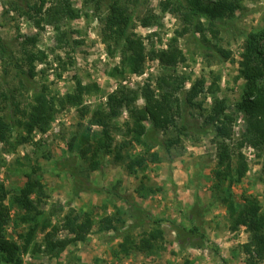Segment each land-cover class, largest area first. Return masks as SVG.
I'll list each match as a JSON object with an SVG mask.
<instances>
[{
  "label": "rangeland",
  "instance_id": "1",
  "mask_svg": "<svg viewBox=\"0 0 264 264\" xmlns=\"http://www.w3.org/2000/svg\"><path fill=\"white\" fill-rule=\"evenodd\" d=\"M71 1L90 16L82 14L76 20L64 21L61 32L68 31L67 37L60 39L53 26L37 28L33 20L16 10L14 6L19 0H0V39L9 52L6 63L0 54V88L19 87L12 60H19L23 56V42L28 35L38 34V49L48 55L47 61L38 65L40 74L35 79L37 86L27 84L16 92L20 106L13 104L11 99L3 112V115L9 116L14 128L9 142L0 144V184L7 189L6 203L11 209L7 236L23 245L21 235H25L28 225L21 220L24 212L16 197L27 180V174L45 184L46 196L39 209L44 211L52 224L58 223L72 209L81 214L92 212L97 223L85 242L71 244L63 252L52 254L45 250V246L38 248L39 244L45 243V234L51 231L52 226L48 230L39 229L29 250L22 252L23 264H107L112 257L118 259L120 264L127 260L129 264H185L186 261L191 264H264V259L243 252L242 244L248 242L249 233L245 226L232 228L229 213L220 198L222 194L213 188L212 172L218 161L217 143L214 134L206 133L203 129L207 111L194 106L186 107L184 114L189 131L179 129L180 122L166 133L160 131L163 139L181 137L180 143L171 146L170 150L155 146L154 151L159 152L161 161H149L147 167H137L133 173L128 165L144 151V147L124 133L116 136L114 151L99 157L102 166L97 170L90 168L91 161H84L80 157L75 160L79 175L88 188L56 165L58 160L72 154L68 142L89 126V118L94 110L106 103L108 95L121 83L130 90L141 91L146 83L156 87L164 72L177 77L182 91L201 79L205 83V90L198 100L207 110L214 98L225 99L227 113L234 118L233 134L237 143L245 129L244 115L236 108L245 85L239 72L240 61L245 40L251 33L260 34L264 29V0H246L243 8L237 12L234 25L227 26L217 35L211 31H206L205 35L197 34L196 37L202 41L206 37L210 44L230 50L231 57L225 61L214 55L207 56L205 53L211 51H203L192 32L181 33L184 25L178 12L172 6L164 8L169 0H127L131 8L129 30L143 39L147 57L142 72H125L123 75L114 73L122 62L121 47L106 42L102 35V19L108 14L107 6L95 12L92 6L88 10L84 8L85 0ZM20 3V8L26 7V3ZM121 3L125 4L126 0H121ZM148 15L158 17L155 26H143L142 21ZM174 37L175 42L172 40ZM66 39H71L68 44ZM75 41H80V44ZM170 47L175 51L181 50L185 60L169 68L161 64L158 54ZM215 77L217 84H214ZM80 82L83 85H98L92 94L84 96L88 114L82 116L78 108L57 107L58 104L48 130H37L26 140V132L19 121L25 118L28 103L32 102L37 90L47 84L51 96L63 95L68 90L74 91ZM136 105H144L141 96ZM127 119L128 112L124 110L120 124L124 125ZM243 152L248 159L249 171L241 183L229 189L230 194L237 204L243 203V193L255 195L264 209V148L255 149L245 145ZM118 153L122 154V160L117 159ZM141 183L159 190L148 191L146 197L141 196L137 192ZM124 198L139 204L153 219H163L164 247L154 255L132 253L120 258L115 256L114 249L122 239L118 233L137 219V216L131 215L132 209L127 208ZM112 214L120 219L116 223L119 230L100 232V224L106 221L107 215ZM193 220L201 226V233L205 237L196 235L182 246L173 224L190 228ZM153 227V224H146L132 232L140 235ZM68 236L69 232L62 229L54 237Z\"/></svg>",
  "mask_w": 264,
  "mask_h": 264
},
{
  "label": "trees",
  "instance_id": "2",
  "mask_svg": "<svg viewBox=\"0 0 264 264\" xmlns=\"http://www.w3.org/2000/svg\"><path fill=\"white\" fill-rule=\"evenodd\" d=\"M26 3V7L20 8V2L15 3L14 8L21 11V14L33 20L35 26L44 29L45 25L53 26L58 31L59 38L67 37V32H61L64 21L76 20L82 16H90L86 10L80 9L71 0H39L34 3H27L26 0H19ZM131 0H128V2ZM246 0H169L164 8L172 6L175 12L181 17L184 28L182 34L192 32L199 47L211 52L207 56L214 55L222 61L231 57V51L218 45L210 44L204 37V41L197 38L198 33L206 34L211 31L214 35L224 28L234 25L237 12H239ZM127 4V5H126ZM107 6L108 14L102 19V35L106 42L121 47L122 62L116 67L115 74L121 75L125 72L140 73L143 71L146 60L145 44L143 39L129 30L131 22L129 3L123 4L121 0H85L84 8L94 7L95 12H100ZM13 8V9H14ZM90 10V9H89ZM156 15H148L143 19V26L150 27L157 24ZM235 28V27H234ZM38 34L28 35L23 42L22 54L19 60H12V65L19 79V87L13 89L0 88V144L8 143L13 135V124L9 116L3 115L5 106L13 99V104L20 106L16 92H20L25 86H37L35 79L38 77V65L45 63L48 55L44 50L38 49ZM71 39H66V44ZM175 42L176 38H172ZM0 54L3 61L9 56L8 48L2 44L0 39ZM80 44V41H75ZM65 45V44H64ZM112 51V50H111ZM162 65L174 67L180 61L185 60L182 51H175L173 48L163 49L158 54ZM240 76L245 80L241 99L237 102L236 108L244 115L245 129L241 133L240 140L234 142V118L227 113L225 99L214 98L210 109H206L198 100V97L205 90V83L200 79L195 81L190 88L182 91L177 77L172 73H162L156 87L150 83L144 84L141 91L128 89L123 83L108 95L106 103L99 105L89 118V126L78 135H74L68 142L72 154L56 162L60 169L70 173L78 183L85 185L79 175L75 160L79 157L84 161H91L90 168L97 170L102 166L99 157L103 153L112 152L116 148V136L124 133L130 135L134 141L143 145L144 151L129 163L130 172L136 171L137 167L144 169L149 161L160 162L161 157L154 147L160 145L170 150V147L179 144L181 137L163 139L160 131L166 133L170 127L180 122L179 129L189 131L185 108L188 106L197 107L207 111L203 122V129L206 133H213L217 143V164L212 172L213 188L221 193L220 198L229 213L232 228L236 229L245 226L249 233V240L242 244V250L250 256L260 260L264 259V209L260 199L251 194H242V204H237L229 189L243 181L249 171V164L246 154L243 152L245 145L255 149L264 148V29L260 34L251 33L245 40L244 52L240 61ZM185 77H183L182 82ZM214 84H217L215 77ZM98 85L81 82L74 91L68 90L63 95L51 96L48 92V85L43 84L40 90L34 94L31 103H28L26 116L20 119L19 125L26 132L25 139L29 140L39 130L45 132L50 127L57 107L71 106L78 108L82 116L88 114V106L84 105V96L92 94ZM183 92V93H181ZM144 99L143 106H137L138 97ZM126 110L128 119L124 125L120 124L121 113ZM94 126L100 127L94 129ZM24 140V139H23ZM122 145H120V148ZM123 156L118 153L117 159L122 160ZM86 188L88 186L85 185ZM150 186L141 183L137 192L146 197L148 191L156 192ZM119 195V194H118ZM46 196L45 184L40 179H34L27 174V180L16 197L20 209L24 212L21 220L28 225V230L22 236L23 245L7 236V225L11 220V209L6 203L7 189L0 184V264H23L22 252L29 250L33 238L39 229L48 230L45 234V243L38 245V248L45 246V250L51 254L61 253L71 244L85 242L90 232L97 224L95 216L90 211L84 214L76 210H70L62 220L52 224L50 218L45 217L44 211L39 209L43 198ZM125 199V198H124ZM127 208L132 209L131 215L137 216L136 221L123 229L118 235L121 241L114 249L117 258L129 256L132 253L154 255L157 250L163 249L165 242V231L162 227L163 219H153L143 207L129 199L124 200ZM119 209H117L118 211ZM121 212V211H120ZM106 221L100 224L99 231H118L119 217L116 214L107 215ZM146 224H153L149 231H143L135 235L132 231L135 228ZM190 228L177 223L173 227L178 232L180 244L185 246L190 238L201 233V226L193 220ZM67 230L68 237L55 239V233L60 230ZM185 264H191L186 261ZM255 264V263H254Z\"/></svg>",
  "mask_w": 264,
  "mask_h": 264
},
{
  "label": "crops",
  "instance_id": "3",
  "mask_svg": "<svg viewBox=\"0 0 264 264\" xmlns=\"http://www.w3.org/2000/svg\"><path fill=\"white\" fill-rule=\"evenodd\" d=\"M113 259L110 261V263L108 262L107 264H120L118 262V259H114V257H112ZM122 264H129L128 260L127 261H123Z\"/></svg>",
  "mask_w": 264,
  "mask_h": 264
}]
</instances>
